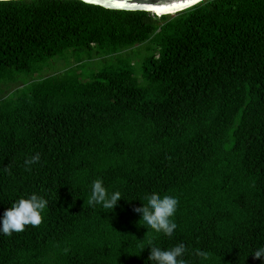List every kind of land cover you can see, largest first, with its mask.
<instances>
[{
	"label": "trees",
	"instance_id": "trees-1",
	"mask_svg": "<svg viewBox=\"0 0 264 264\" xmlns=\"http://www.w3.org/2000/svg\"><path fill=\"white\" fill-rule=\"evenodd\" d=\"M20 74L0 88V218L32 194L48 207L0 235V264H151L150 243H183L186 264H264L251 253L264 246V0L160 16L9 0L0 86ZM98 179L122 193L111 211L88 205ZM153 193L179 200L172 237L139 224Z\"/></svg>",
	"mask_w": 264,
	"mask_h": 264
},
{
	"label": "clouds",
	"instance_id": "clouds-1",
	"mask_svg": "<svg viewBox=\"0 0 264 264\" xmlns=\"http://www.w3.org/2000/svg\"><path fill=\"white\" fill-rule=\"evenodd\" d=\"M8 2L9 0H0V4ZM39 162V153L25 160L27 166L38 164ZM122 197V193L118 190L109 192L103 181L98 179L91 185L87 202L91 207L99 206L100 209L111 211ZM145 200L146 203L143 202L142 207L135 209L140 215L139 221H142L139 224L145 227L146 230H152L155 234L172 237L174 230L177 228L174 216L179 205L178 198L174 195L153 193L146 195ZM47 207L48 200L38 194L17 199L4 212L3 217L0 218V235L11 236L13 233L23 232L26 226L38 227L43 221V213ZM147 246H150L148 260L151 264H186L184 255L187 248L183 243L167 250L156 247L151 243ZM251 253L255 258L264 257V246ZM198 255L205 260L207 259V255L204 252H198Z\"/></svg>",
	"mask_w": 264,
	"mask_h": 264
},
{
	"label": "water",
	"instance_id": "water-1",
	"mask_svg": "<svg viewBox=\"0 0 264 264\" xmlns=\"http://www.w3.org/2000/svg\"><path fill=\"white\" fill-rule=\"evenodd\" d=\"M82 2L99 5L101 7L107 8V9H113V10H125V11H146V12H153L156 15H167V14H173L175 12H178L180 10H183L187 7H190L196 3H199L203 0H198V2H194V0H99V2H96V0H81ZM108 3H127V4H137L141 5V7L132 9V8H112L105 6ZM176 4L178 5L177 8L171 9L170 11H161L160 14H157V12L150 10L149 7L144 6H150L151 8H161V9H168L171 7V5Z\"/></svg>",
	"mask_w": 264,
	"mask_h": 264
},
{
	"label": "rangeland",
	"instance_id": "rangeland-1",
	"mask_svg": "<svg viewBox=\"0 0 264 264\" xmlns=\"http://www.w3.org/2000/svg\"><path fill=\"white\" fill-rule=\"evenodd\" d=\"M143 53V52H142ZM68 57V56H67ZM136 59H140V57H137ZM97 59H93L90 60L88 63V67L87 69H95L97 68ZM73 64V59L68 57V58H64V57H56L55 59L51 60V61H47L45 62V67H44V75H50L53 73H57L59 71L64 70L66 67L70 66ZM19 78H16V80L14 82H9V84H4L1 85L0 88H2V93L3 94H7L9 93L11 90L15 89L17 86H21L24 82V76L23 74L18 75Z\"/></svg>",
	"mask_w": 264,
	"mask_h": 264
},
{
	"label": "snow or ice",
	"instance_id": "snow-or-ice-1",
	"mask_svg": "<svg viewBox=\"0 0 264 264\" xmlns=\"http://www.w3.org/2000/svg\"><path fill=\"white\" fill-rule=\"evenodd\" d=\"M96 2H99V0H96ZM194 2H198V0H194ZM105 6L112 7V8H132V9L141 7V5H137V4H127V3H108ZM144 7H149L150 10L159 13L161 11H170L171 9L177 8L178 5L173 4L168 9H161V8H158V7L157 8H151L150 6H144Z\"/></svg>",
	"mask_w": 264,
	"mask_h": 264
},
{
	"label": "bare ground",
	"instance_id": "bare-ground-1",
	"mask_svg": "<svg viewBox=\"0 0 264 264\" xmlns=\"http://www.w3.org/2000/svg\"><path fill=\"white\" fill-rule=\"evenodd\" d=\"M161 12L157 13V14H160Z\"/></svg>",
	"mask_w": 264,
	"mask_h": 264
}]
</instances>
